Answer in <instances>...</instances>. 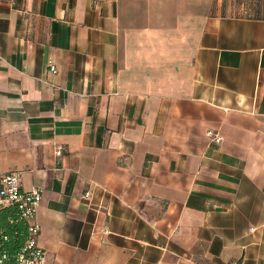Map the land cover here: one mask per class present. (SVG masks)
Returning a JSON list of instances; mask_svg holds the SVG:
<instances>
[{
    "label": "crops",
    "instance_id": "1",
    "mask_svg": "<svg viewBox=\"0 0 264 264\" xmlns=\"http://www.w3.org/2000/svg\"><path fill=\"white\" fill-rule=\"evenodd\" d=\"M11 170L45 264H264V0H0Z\"/></svg>",
    "mask_w": 264,
    "mask_h": 264
},
{
    "label": "built area",
    "instance_id": "2",
    "mask_svg": "<svg viewBox=\"0 0 264 264\" xmlns=\"http://www.w3.org/2000/svg\"><path fill=\"white\" fill-rule=\"evenodd\" d=\"M50 71H56L50 66ZM211 141L219 142L221 136L208 131ZM61 149L56 150V155L61 154ZM41 200V190L32 187L24 190L21 186V172L11 170L0 174V208L12 205L17 208L19 219L26 223V236L21 249L15 254L13 263L8 261L6 252L2 249L6 236L0 231V264H45L44 251L37 244L39 224L35 221L37 207Z\"/></svg>",
    "mask_w": 264,
    "mask_h": 264
},
{
    "label": "trees",
    "instance_id": "3",
    "mask_svg": "<svg viewBox=\"0 0 264 264\" xmlns=\"http://www.w3.org/2000/svg\"><path fill=\"white\" fill-rule=\"evenodd\" d=\"M2 223V224H1ZM0 231L6 236L2 249L13 263L15 254L21 249L26 236V223L19 219L17 208L8 205L0 208Z\"/></svg>",
    "mask_w": 264,
    "mask_h": 264
}]
</instances>
